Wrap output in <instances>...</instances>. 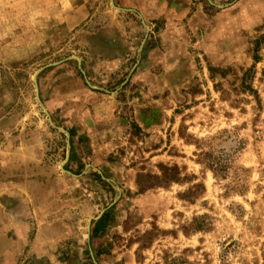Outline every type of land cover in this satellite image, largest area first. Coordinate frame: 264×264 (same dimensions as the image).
Returning a JSON list of instances; mask_svg holds the SVG:
<instances>
[{
  "label": "rangeland",
  "instance_id": "1",
  "mask_svg": "<svg viewBox=\"0 0 264 264\" xmlns=\"http://www.w3.org/2000/svg\"><path fill=\"white\" fill-rule=\"evenodd\" d=\"M0 264H264V0H0Z\"/></svg>",
  "mask_w": 264,
  "mask_h": 264
},
{
  "label": "trees",
  "instance_id": "2",
  "mask_svg": "<svg viewBox=\"0 0 264 264\" xmlns=\"http://www.w3.org/2000/svg\"><path fill=\"white\" fill-rule=\"evenodd\" d=\"M169 170H170V169H169ZM171 170H173V169H171ZM170 179H171V180H176V178H175V177H170ZM168 181H170V180H169V179H167V182H168Z\"/></svg>",
  "mask_w": 264,
  "mask_h": 264
}]
</instances>
